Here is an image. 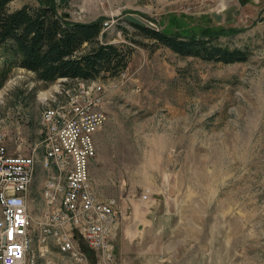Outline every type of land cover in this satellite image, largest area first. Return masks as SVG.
<instances>
[{"label": "rangeland", "instance_id": "obj_1", "mask_svg": "<svg viewBox=\"0 0 264 264\" xmlns=\"http://www.w3.org/2000/svg\"><path fill=\"white\" fill-rule=\"evenodd\" d=\"M233 4L238 14L226 21L222 10ZM24 5L71 22L100 20L99 40L128 55L125 78L96 77L107 117L90 164L97 198L115 200L116 263L264 264V0H11L7 10ZM126 13L165 32L215 35L213 43L245 59L180 55L132 27ZM19 59L12 41L0 43V132L9 154L35 153L28 208L36 221L47 176L42 105L67 81L39 80Z\"/></svg>", "mask_w": 264, "mask_h": 264}, {"label": "built area", "instance_id": "obj_2", "mask_svg": "<svg viewBox=\"0 0 264 264\" xmlns=\"http://www.w3.org/2000/svg\"><path fill=\"white\" fill-rule=\"evenodd\" d=\"M119 75L125 78V70ZM105 94L98 79L67 78L59 99L42 105L40 162L47 176L39 220L26 203V174H34L35 153L9 154L0 132V264H92L89 250L97 264H117L115 200L98 199L90 176L94 134L107 117Z\"/></svg>", "mask_w": 264, "mask_h": 264}, {"label": "trees", "instance_id": "obj_3", "mask_svg": "<svg viewBox=\"0 0 264 264\" xmlns=\"http://www.w3.org/2000/svg\"><path fill=\"white\" fill-rule=\"evenodd\" d=\"M10 1L0 0V43L12 41L20 55L18 66L33 71L37 79L47 83L65 77L93 80L100 73L114 76L127 67L128 55L120 44L99 40V35L104 36L100 20L71 22L46 6L24 5L8 11ZM127 23L183 56L222 62L245 59L244 52L213 43L215 35L179 34ZM84 44L89 46L84 49Z\"/></svg>", "mask_w": 264, "mask_h": 264}, {"label": "water", "instance_id": "obj_4", "mask_svg": "<svg viewBox=\"0 0 264 264\" xmlns=\"http://www.w3.org/2000/svg\"><path fill=\"white\" fill-rule=\"evenodd\" d=\"M239 4H243V1H239ZM222 13L225 14V20L229 21L232 19L233 15H237L238 14V8L236 5H231L228 6L227 8L222 10ZM211 15L213 17L216 18V20H218L221 17L220 13H216V12H212ZM124 19H127L131 22L140 24V25H144L147 27H151V28H155L154 25L147 19H145L144 17L138 15V14H133V13H126L124 14Z\"/></svg>", "mask_w": 264, "mask_h": 264}, {"label": "bare ground", "instance_id": "obj_5", "mask_svg": "<svg viewBox=\"0 0 264 264\" xmlns=\"http://www.w3.org/2000/svg\"><path fill=\"white\" fill-rule=\"evenodd\" d=\"M64 79L65 81H67V78H62ZM63 80V81H64ZM65 87V85L63 87H60V89H58V91H56L54 94H53V98H50L51 100L49 102H55L57 99H59V91L61 89H63ZM51 96V95H50ZM48 102V103H49ZM45 104V103H44ZM33 179V174H26V181H32Z\"/></svg>", "mask_w": 264, "mask_h": 264}, {"label": "crops", "instance_id": "obj_6", "mask_svg": "<svg viewBox=\"0 0 264 264\" xmlns=\"http://www.w3.org/2000/svg\"><path fill=\"white\" fill-rule=\"evenodd\" d=\"M34 192L32 191V187H31V184L28 186V189H27V192H26V203H27V208L28 206H30L31 202L34 203L35 199H34V196H33ZM29 210V208H28ZM30 212V210H29Z\"/></svg>", "mask_w": 264, "mask_h": 264}]
</instances>
